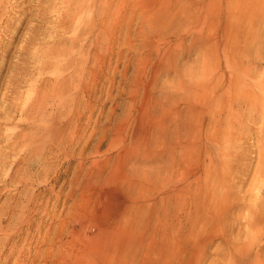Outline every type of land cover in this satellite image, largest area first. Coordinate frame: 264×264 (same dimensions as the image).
Instances as JSON below:
<instances>
[{"label": "rangeland", "instance_id": "374dc122", "mask_svg": "<svg viewBox=\"0 0 264 264\" xmlns=\"http://www.w3.org/2000/svg\"><path fill=\"white\" fill-rule=\"evenodd\" d=\"M147 260L264 264V0H0V264Z\"/></svg>", "mask_w": 264, "mask_h": 264}, {"label": "bare ground", "instance_id": "6f19581e", "mask_svg": "<svg viewBox=\"0 0 264 264\" xmlns=\"http://www.w3.org/2000/svg\"><path fill=\"white\" fill-rule=\"evenodd\" d=\"M188 1H191V0H188ZM203 1H204V0H203ZM193 2H194V0H193ZM166 3H167V2H166ZM188 3H189V2H188ZM178 4H179V3H178ZM188 5H189V4H188ZM203 5H204V4H203ZM198 6H199V5H198ZM202 7H203V6H202ZM154 12H155V11H154ZM158 23H159V22H158ZM153 24H154V23H153ZM156 27H157V26H156ZM207 34H208V33H207ZM209 34H210V32H209ZM210 37H211V36H210ZM194 50H195V49H194ZM97 78H98V76H97ZM95 80H96V79H95ZM97 81H98V80H97ZM97 81H96V82H97ZM99 83H100V82H99ZM95 84H96V83H95ZM92 86H93V85H92ZM206 88H207V87H206ZM207 89H208V88H207ZM207 91H208V90H207ZM189 92H190V91H189ZM192 92H193V91H192ZM187 94H189V93H187ZM193 94H194V93H193ZM205 94H206V93H205ZM194 96H195V95H194ZM182 97H183V96H182ZM188 97H189V96H188ZM195 97H198V95L195 96ZM195 97H193V99H194ZM180 98H181V97H180ZM178 100H179V99H178ZM180 100H181V99H180ZM195 100H197V98H196ZM185 102H187V101L185 100ZM195 102H196V101H195ZM190 103H191V102H190ZM193 103H194V102H193ZM198 103H199V102H198ZM187 104H189V103H187ZM159 106H160V105H159ZM86 111H87V110H86ZM182 111H183V110H182ZM195 111H196V110H195ZM177 112H179V110H178ZM197 112H199V111H197ZM179 113H180V112H179ZM183 113H184V112H183ZM192 114H193V113H192ZM181 115H182V114H181ZM177 116H178V115H177ZM179 116H180V115H179ZM186 116H187V115H186ZM183 117H184V116H183ZM163 122H164V121H163ZM158 124H159V123H158ZM171 124H172V122H171ZM163 125H165V123H164ZM152 127H153V126H152ZM157 127H158V126H157ZM183 128H185V127H183ZM153 129L155 130L156 128L154 127ZM154 130H152V131H154ZM164 131H165V130H164ZM166 131H167V130H166ZM148 132H149V131H148ZM150 132H151V129H150ZM150 132H149V133H150ZM145 133H146V132H145ZM153 133L155 134V132H153ZM165 134H166V133H165ZM185 134H186V133H185ZM187 134H188V133H187ZM151 135H152V134H151ZM156 135H157V134H156ZM161 135H163V134H161ZM171 135H172V134H171ZM148 136H149V135H148ZM152 136H153V135H152ZM168 136H169V135H168ZM185 136H186V135H185ZM195 136H196V135H195ZM161 137H162V136H161ZM177 137H178V136H177ZM188 137H189V136H188ZM197 137H198V136H197ZM154 138L156 139V137H154ZM171 138H172V137H171ZM173 138H174V137H173ZM178 138H179V137H178ZM185 138H186V137H185ZM152 139H153V138H152ZM155 139H154V140H155ZM163 139H164V138H163ZM166 139H167V138H166ZM166 139H165V140H166ZM194 139H195V138H194ZM159 140H160V139H159ZM155 141H156V140H155ZM163 141H164V140H163ZM167 141L169 142V140H167ZM167 141H166V142H167ZM173 141H174V139H173ZM187 141H188V140H187ZM189 141H190V140H189ZM153 142H154V141H153ZM157 142H158V141H157ZM166 142H164V143H166ZM168 142H167V144H168ZM194 142H195V141H194ZM164 143H163V145H164ZM148 144H150L149 141H148ZM157 144H158V143H157ZM150 145H152V144H150ZM129 146H130V145H129ZM152 146H153V145H152ZM165 146H166V145H165ZM170 146H171V145H170ZM173 146H174V145H173ZM175 146H176V145H175ZM153 147H154V146H153ZM166 147H167V146H166ZM168 147H169V144H168ZM124 148H125V147H124ZM140 148H141V147H140ZM170 148H171V147H170ZM170 148H169V149H170ZM173 149H174V148H173ZM178 149H179V148H178ZM154 150H155V149H154ZM159 150H160V149H159ZM145 151H146V150H145ZM163 151H164V150H163ZM176 152H177V151H176ZM148 153H149V152H148ZM152 153H153V152H152ZM167 153H168V152H167ZM127 154H128V153H127ZM139 154L141 155V153H139ZM139 154H137V155H139ZM159 154H161V153H159ZM163 154H165V153H162V156H163ZM137 155H136V156H137ZM174 155H175V154H174ZM196 155H197V154H196ZM126 156H127V155H126ZM130 156H131V155H130ZM132 156H133V155H132ZM147 156H148V154H147ZM150 156H151V155H150ZM160 156H161V155H160ZM162 156H161V157H162ZM164 156H165V155H164ZM164 156H163V157H164ZM138 157H139V156H138ZM144 157H145V156H144ZM144 157H143V158H144ZM154 157H155V156H154ZM154 157H151V158L154 159ZM163 157H162V159H163ZM166 157H167V156H166ZM136 158H137V157H136ZM136 158H135V159H136ZM143 158H142V159H143ZM151 158H150V159H151ZM155 158H156V157H155ZM158 158H159V157H158ZM158 158H156V159H158ZM164 158H165V157H164ZM139 159H140V158H139ZM156 159H155V160H156ZM159 159H160V158H159ZM167 159H168V158H167ZM167 159H166V160H167ZM136 160H138V158H137ZM166 160H165V164H167ZM175 160H176V159H175ZM175 160H173V161H175ZM178 160H179V159H178ZM138 161H139V160H138ZM151 161H153V160H151ZM159 161H160V160H159ZM161 161H162V160H161ZM173 161H171V162H173ZM129 162H130V161H129ZM131 162H134V160H132ZM139 162H140V161H139ZM147 162H148V161H147ZM157 162H158V161H157ZM162 162H163V161H162ZM162 162H161V163H162ZM152 163H153V162H152ZM125 164H127V162H126ZM138 164H139V163H138ZM138 164H136V165H138ZM150 164H151V163H150ZM150 164H149V165H150ZM155 164H156V162H155ZM163 164H164V163H163ZM175 164H176V162H175ZM128 165H129V164H128ZM134 165H135V164H133V166H134ZM136 165H135V166H136ZM140 165H141V164H140ZM140 165H139V166H140ZM143 165H144V164H143ZM152 165H153V164H152ZM170 165H171V164H170ZM123 166H125V165H123ZM126 166H127V165H126ZM160 166H161V165H160ZM162 166H163V165H162ZM165 166H166V165H165ZM172 166H173V165H172ZM140 167H141V166H140ZM142 167H143V166H142ZM146 167H148V166L146 165ZM151 167H152V166H151ZM155 167H156V165H155ZM173 167H175V166H173ZM173 167H172V168H173ZM178 167H180V166H178ZM133 168H134V167H133ZM136 168H137V167H136ZM153 168H154V167H153ZM160 168H161V167H160ZM162 168H163V167H162ZM169 168H170V166H169ZM139 170H140V169H139ZM169 170H173V169H169ZM178 170H179V169H178ZM133 171H134V170H133ZM149 171H150V170H149ZM161 171H162V170H160V172H161ZM173 171H174V170H173ZM175 171H176V170H175ZM123 172H124V170H123ZM125 172H126V171H125ZM135 172H137V171H135ZM138 172H140V171H138ZM145 172H146V171H145ZM150 172H151V171H150ZM160 172H159V173H160ZM176 172H177V171H176ZM147 173H148V172H147ZM161 173H162V172H161ZM170 173H171V172H170ZM137 174H138V173H137ZM139 174H141V173H139ZM150 174H151V173H150ZM174 174H175V173H174ZM124 175H125V174H124ZM130 175H131V174H130ZM141 175H142V174H141ZM147 175H149V174H147ZM158 175H159V174H158ZM162 175H163V174H162ZM172 175H173V173H172ZM118 176H119V175H118ZM121 176H122V175H121ZM126 177H128V176L126 175ZM126 177H125V178H126ZM152 177H153V175H152ZM165 177H166V175H165ZM116 178H117V177H116ZM132 178H133V177H132ZM138 178H139V176H138ZM140 178H141V176H140ZM140 178H139V179H140ZM150 178H151V177H150ZM150 178H149L148 180H150ZM158 178H159V177H158ZM167 178H168V177H167ZM133 179H136V177H134ZM155 179H156V178H155ZM155 179H154V180H155ZM120 180H121V179H120ZM140 180H141V179H140ZM158 180H159V179H158ZM173 180H174V179H173ZM126 181H127V180H126ZM134 181H136V180H134ZM105 182H106V181H105ZM132 182H133V181H132ZM136 182H137V181H136ZM146 182H147V181H146ZM148 182H149V181H148ZM150 182L152 183L153 180H151ZM169 182H171V181H169ZM106 183H107V182H106ZM153 183H154V182H153ZM157 183H158V182H157ZM114 184H115V182H114ZM114 184H112V185H114ZM147 184H148V183H147ZM155 184H156V183H155ZM155 184H154V185H155ZM133 185H134V183H133ZM140 185H142V184H140ZM115 186H116V185H115ZM131 186H132V185H131ZM137 186H138V184H137ZM137 186H136V187H137ZM157 186H158V185H157ZM193 186H194V185H193ZM195 186H196V185H195ZM123 187H124V186H123ZM132 187L135 188L134 186H132ZM139 187H140V186H139ZM155 188H156V187H155ZM157 188H158V187H157ZM123 190H124V188H123ZM123 190H122V191H123ZM126 190H127V189H126ZM136 190H138V189H136ZM142 190H143V189H142ZM191 190H192V189H191ZM118 191H119V190H118ZM120 191H121V190H120ZM122 191H121V193H123ZM189 191H190V190H189ZM134 192H136V191H134ZM153 192H154V191H153ZM140 193H141V192H140ZM130 194H131V193H129V196H130ZM149 194H150V192H149ZM125 195H126V194H125ZM132 195H133V193H132ZM137 195H138V194H137ZM139 195H140V194H139ZM142 195H143V194H142ZM142 195H141V196H142ZM174 195H175V194H174ZM129 196H128V197H129ZM133 196H135V194H134ZM153 196H154V195H153ZM171 196H172V195H171ZM171 196H170V197H171ZM137 197H138V196H137ZM179 197H180V196H179ZM179 197H178V198H179ZM129 198H130V197H129ZM129 198H128V199H129ZM132 198H134V197H132ZM132 198H131V199H132ZM139 198H140V196L138 197V199H139ZM146 198H147V197H146ZM146 198H145V199H146ZM167 198H168V197H166L165 199L167 200ZM131 199H130V200H131ZM148 199H149V198H148ZM155 199H156V198H155ZM169 199H171V198H169ZM172 199H173V197H172ZM172 199H171V200H172ZM176 199H177V198H176ZM140 200H141V199H140ZM142 200H143V199H142ZM173 200H175V199H173ZM137 201H138V200H137ZM156 201L159 202V199L156 200ZM139 202H140V201H139ZM148 202H149V201H148ZM158 202H157V203H158ZM167 202H168V201H167ZM125 203H126V202H125ZM155 203H156V202H155ZM170 203H171V201H170ZM174 203H175V202H174ZM174 203H173V204H174ZM142 204H143V203H142ZM148 204H149V203H148ZM173 204H172V205H173ZM175 204H176V203H175ZM129 205H130V204H129ZM129 205H128V206H129ZM139 205H140V204H139ZM154 205H155V204H154ZM169 205H170V204H169ZM137 206H138V204H137ZM141 206H142V205H141ZM155 206H157V205H155ZM155 206H154V207H155ZM129 208H130V207H129ZM131 208H134V207L132 206ZM131 208H130V209H131ZM137 208L139 209V207H137ZM143 208H144V206H143ZM158 208H159V207H158ZM158 208H157V209H158ZM167 208H169V207H167ZM138 209H137V211H138ZM141 209H142V208H141ZM161 209H162V208H161ZM124 210H125V208H124ZM135 210H136V209H135ZM147 210H148V209H147ZM147 210H146V211H147ZM126 212H128V211H126ZM142 212L144 213V210H143ZM123 213H124V212H123ZM148 213H149V212H148ZM156 213H157V212H156ZM160 213H161V212H160ZM146 214H147V213H146ZM161 214H162V213H161ZM161 214H160V215H161ZM122 217H123V216H122ZM138 217H139V215H138ZM141 217H142V216H141ZM141 217H140V219H141ZM167 217H168V216H167ZM142 218H144V216H143ZM145 220H146V219H145ZM146 221H147V220H146ZM140 225H141V224H140ZM179 229H180V228H179ZM178 231H179V230H178ZM180 231H181V230H180ZM140 232H141V231H140ZM143 234H144V233H143ZM143 234H142V235H143ZM149 234H150V233H149ZM179 235H181V234H179ZM146 236H147V235H146ZM156 236H157V235H156ZM161 236H162V234H161ZM161 236H160V238H161ZM143 237H144V236H143ZM143 237H142V238H143ZM160 238L158 237V239H160ZM148 239H149V238H148ZM154 239H155V237H154ZM156 239H157V238H156ZM166 239H167V237H166ZM168 239H169V238H168ZM139 240H140V238H139ZM143 240H144V239H143ZM164 240H165V238H164ZM169 240H170V239H169ZM169 240H167V241H169ZM155 242H156V244H159V243H157V242H159V240H155ZM155 242H154V244H155ZM162 243H163V242H162ZM175 243H176V242H175ZM175 243H174V244H175ZM177 243H179V242H177ZM138 244H139V243H138ZM140 244H141V243H140ZM160 244H161V243H160ZM166 244H168V243H167V242L165 243V247H166ZM169 245H170V244H169ZM179 245H180V244H179ZM140 246H141V245H140ZM140 246H139V247H140ZM149 246H150V245H149ZM162 246H163V244H162ZM165 247H164V248H165ZM172 247H173V246H172ZM150 248H151V247H150ZM159 248H162V247H159ZM166 248H167V247H166ZM174 248H175V247H173V249H174ZM182 248H183V247H182ZM138 250H139V249H138ZM177 250H178V249H177ZM144 251H145V249H144ZM163 251L166 252V250H163ZM174 251H175V250H174ZM139 252H141V251H139ZM139 252H138V253H139ZM147 252H148V250H147ZM160 252H161V251H160ZM180 252H181V250H180ZM141 253H142V252H141ZM144 253H145V252H144ZM150 253H151V252H150ZM175 253H177V252H175ZM153 254H154V253H153ZM136 255H137V254H136ZM140 255H141V254H140ZM161 255H162V254H161ZM169 255H170V254H169ZM169 255H168V256H169ZM134 256H135V254H134ZM138 256H139V255H138ZM147 256H148V255H147ZM151 256H152V255H151ZM170 256H172V253H171ZM170 256H169V257H170ZM145 257H146V256H145ZM148 257H150V256H148ZM156 257H157V256H156ZM162 257H163V256H162ZM162 257H161V258H162ZM166 257H167V256H166ZM169 257H168V258H169ZM173 257L175 258V255H174ZM132 258H134V257L132 256ZM164 258H165V255H164L163 259H164ZM134 259H135V258H134ZM134 259H133V261H134ZM140 259H141V258H140ZM137 260H138V258H137ZM137 260L135 259V262H136ZM143 260H144V259H143ZM154 260H155V259H154ZM154 260H153V261H154ZM167 260H168V259H167ZM172 260H173V259H172ZM140 261H141V260H140ZM148 261H149V260H147V262H148ZM168 261H170V260H168ZM147 262H146V264H147ZM155 262H156V261H155ZM160 262H161V260H160ZM152 263H154V262H152ZM136 264H137V263H136ZM138 264H139V263H138ZM141 264H142V263H141ZM144 264H145V262H144ZM148 264H150V263L148 262ZM154 264H155V263H154ZM157 264H159V263L157 262ZM168 264H169V262H168Z\"/></svg>", "mask_w": 264, "mask_h": 264}]
</instances>
